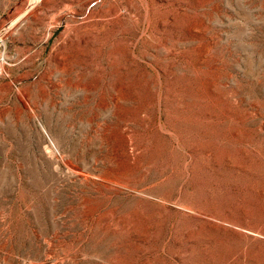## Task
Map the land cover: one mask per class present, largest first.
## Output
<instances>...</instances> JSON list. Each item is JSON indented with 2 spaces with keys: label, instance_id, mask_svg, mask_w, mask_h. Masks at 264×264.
Listing matches in <instances>:
<instances>
[{
  "label": "rangeland",
  "instance_id": "374dc122",
  "mask_svg": "<svg viewBox=\"0 0 264 264\" xmlns=\"http://www.w3.org/2000/svg\"><path fill=\"white\" fill-rule=\"evenodd\" d=\"M27 1L0 0V264H264V0Z\"/></svg>",
  "mask_w": 264,
  "mask_h": 264
},
{
  "label": "bare ground",
  "instance_id": "6f19581e",
  "mask_svg": "<svg viewBox=\"0 0 264 264\" xmlns=\"http://www.w3.org/2000/svg\"><path fill=\"white\" fill-rule=\"evenodd\" d=\"M37 3H40V2H42L43 0H35ZM33 4V2H32V0H28L27 1V7H29V6H31ZM30 13H32V12H30ZM29 13V14H30ZM2 39V38H1ZM3 45V43H2V41H0V48H1V46Z\"/></svg>",
  "mask_w": 264,
  "mask_h": 264
}]
</instances>
